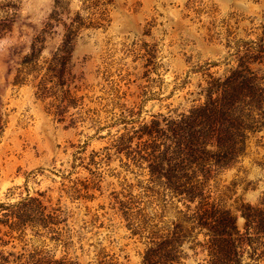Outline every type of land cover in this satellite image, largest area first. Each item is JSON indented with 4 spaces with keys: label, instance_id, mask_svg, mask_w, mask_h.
Instances as JSON below:
<instances>
[{
    "label": "rangeland",
    "instance_id": "rangeland-1",
    "mask_svg": "<svg viewBox=\"0 0 264 264\" xmlns=\"http://www.w3.org/2000/svg\"><path fill=\"white\" fill-rule=\"evenodd\" d=\"M0 264H264V0H0Z\"/></svg>",
    "mask_w": 264,
    "mask_h": 264
}]
</instances>
